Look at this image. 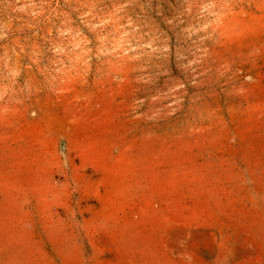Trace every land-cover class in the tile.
<instances>
[{"label":"rangeland","instance_id":"374dc122","mask_svg":"<svg viewBox=\"0 0 264 264\" xmlns=\"http://www.w3.org/2000/svg\"><path fill=\"white\" fill-rule=\"evenodd\" d=\"M0 264H264V0H0Z\"/></svg>","mask_w":264,"mask_h":264}]
</instances>
